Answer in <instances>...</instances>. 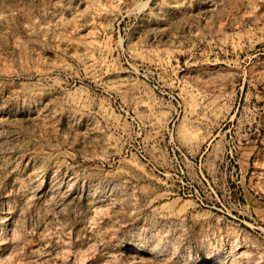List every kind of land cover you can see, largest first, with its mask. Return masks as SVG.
Here are the masks:
<instances>
[{"label": "rangeland", "instance_id": "374dc122", "mask_svg": "<svg viewBox=\"0 0 264 264\" xmlns=\"http://www.w3.org/2000/svg\"><path fill=\"white\" fill-rule=\"evenodd\" d=\"M236 247L264 264V0H0V264Z\"/></svg>", "mask_w": 264, "mask_h": 264}, {"label": "bare ground", "instance_id": "6f19581e", "mask_svg": "<svg viewBox=\"0 0 264 264\" xmlns=\"http://www.w3.org/2000/svg\"><path fill=\"white\" fill-rule=\"evenodd\" d=\"M238 249H239V248L236 247L235 250L232 251L231 254H227V256H225L224 258L221 257L222 260L220 259L221 261H219V264H234L236 261L233 263V261H234V259H235V256H234L233 252L237 251ZM239 262H240V261H239Z\"/></svg>", "mask_w": 264, "mask_h": 264}]
</instances>
